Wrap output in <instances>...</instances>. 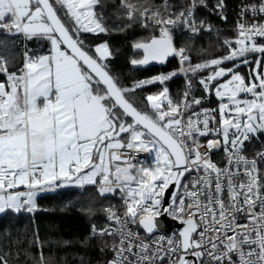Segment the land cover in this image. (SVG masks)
<instances>
[{
  "label": "snow or ice",
  "instance_id": "1",
  "mask_svg": "<svg viewBox=\"0 0 264 264\" xmlns=\"http://www.w3.org/2000/svg\"><path fill=\"white\" fill-rule=\"evenodd\" d=\"M99 4L0 0V28L51 44L49 54L26 52L17 71L10 72L9 62L0 58L6 77L0 82V214L34 213L40 210L39 194L62 186H95L101 196L119 193L125 208L122 215L115 207L105 209L115 226L92 228L94 235L112 238L114 257L108 264H163L165 259L168 264H264V173L259 167L264 152L251 159L243 154L245 142L264 134V43L259 42L264 0L242 6L238 37L224 41L229 49L224 56L181 68L185 74L209 72L199 84L205 92L214 89L220 102L218 109L200 111L195 109L202 98H189L190 80L179 102L166 86L140 102L147 111L128 99L138 89L164 85L176 73L119 85L107 70L108 44L90 50L81 39L82 33H107ZM198 5L206 6V0H191L186 11L165 17L122 0L129 19L138 13L142 26L151 21L160 33L133 45L142 58L131 64H163L171 56L181 64L189 61L185 49L174 46L170 28L184 24L193 33L204 28L195 19ZM223 7L218 0L216 8ZM60 11L74 22L71 28ZM241 64L250 68L247 82L239 74ZM209 136L204 144L201 138ZM221 148L224 167L210 157ZM162 216L181 222L178 237L145 240L129 227L138 225L155 237ZM0 264H8L3 256ZM39 264H46L42 251Z\"/></svg>",
  "mask_w": 264,
  "mask_h": 264
},
{
  "label": "trees",
  "instance_id": "2",
  "mask_svg": "<svg viewBox=\"0 0 264 264\" xmlns=\"http://www.w3.org/2000/svg\"><path fill=\"white\" fill-rule=\"evenodd\" d=\"M240 0H223V9L218 10V0H206V6H198L197 21H203L216 29V35L203 34L189 37L175 32L174 46L184 48L191 58V65L224 56L229 49L225 40H235L238 36L235 29L236 5ZM53 2V1H52ZM143 11L159 10L165 17H173L181 11H186L184 0H127ZM54 3V2H53ZM58 7V6H57ZM98 14H103V23L107 33H82L81 39L92 50L101 43H107L112 53L106 61L107 70L119 85L130 87L135 81L154 78L157 75L177 73L174 57L164 65H150L145 68H135L131 59L140 58L133 45L159 36L153 26L140 25L137 16L128 18L127 10L119 0H100L97 6ZM62 21L65 20L63 11L58 12ZM29 52L42 55L48 52L49 42L43 38H33L27 41ZM0 58L9 62V71H17L21 67V51L16 35L0 28ZM188 67V66H187ZM208 70L187 73L193 84V97L206 95L199 79L206 76ZM6 77L0 73V82ZM168 87L170 95L178 100L182 94V79L179 75L165 81L138 89L128 99L141 111H147L140 102L148 94H155ZM208 106H213L215 100L208 96ZM146 103V102H145ZM128 119V118H127ZM119 193L101 196L95 186L82 190L59 189L44 192L38 196V211L34 213H6L0 216V256L8 264H39L40 253L43 252L46 264H108L110 257L111 238L94 237L90 233L92 225L100 227L104 224L105 209L119 206ZM39 244L36 243V237ZM109 247L105 248L104 245ZM103 249V250H102Z\"/></svg>",
  "mask_w": 264,
  "mask_h": 264
},
{
  "label": "built area",
  "instance_id": "3",
  "mask_svg": "<svg viewBox=\"0 0 264 264\" xmlns=\"http://www.w3.org/2000/svg\"><path fill=\"white\" fill-rule=\"evenodd\" d=\"M119 1L122 4V0H119ZM184 1H185L186 5H187V8H188L191 5V0H184ZM258 2H259V0H240L237 3V5H236V12H235V20H234L237 36H238V22H239L240 17H241L242 6L247 5V4H252V3H258ZM198 6L195 9L194 15H195L196 22L199 25L200 22L197 21V13H198L197 10H198ZM187 8H186V10H187ZM136 16L139 18L140 25L142 26V20H143V18H141L138 13H137ZM249 17H250V14L246 13L245 14V19H249ZM249 22H250V19H249ZM147 23L150 26L155 27L157 29V31H158V34H160L159 33V28L156 27L155 25H153L151 23V21H147ZM209 27L211 28V30L210 31L209 30H206ZM170 30H171V35L173 37V42H174L175 32L185 34V35H187L189 37H197V36H200V35H203V34H211L213 36L216 35V29H215V27H212V26H210L208 24H204V28H201V30L199 32H197V33H193L192 31H190L188 29V27L185 26L184 24H177L176 26L171 27ZM15 35H16L17 43H18L19 48H20V51H21V67L20 68H22L23 67V64H24V60H25V53L27 52V54L29 56H33V55L29 52V49H28V44H27L28 38H26L23 34H15ZM259 42L264 43V38H261ZM177 49H179V48H177ZM185 55L189 56L186 51H185ZM173 57H174L175 62L177 64V72H178V75L182 79V94H181V97H182L183 96V93L186 90L187 82L190 79L187 77V74H185V73H183L181 71V68L182 67L183 68H186L191 63V58L189 56L190 60L187 61V62H184L183 64H181L179 57H176V56H173ZM192 91H193V84H192V90H191V94H190V97L189 98L193 97ZM181 97L178 100H175L174 98L173 99H174V101L179 102L180 99H181ZM196 98H202L201 105H199V106L196 107V109H195L196 111H200L201 109H217V108H214L213 106H208V99L209 98H208L207 95L199 96V97H196ZM211 138L212 137L209 136V137L201 138V139H202V142L204 144H206L207 143V140L208 139H211ZM259 152H264V134H260V135H258L256 137H254L253 139H251L250 141L245 142V149H244V153L243 154L246 155L249 159L256 157V154L259 153ZM139 155L143 159H148V157L145 156V154H139ZM210 157H211V160L214 163H217L218 166H220V167H224L225 166V164H226V159H225L226 154L223 151V148H221L219 150H212V152L210 153ZM144 166H148V165H144ZM259 167L261 169V172L264 173V163L259 164ZM59 189H66V188L60 187V188H56L55 190H59ZM76 189L82 190L83 188L77 187ZM119 197H120V195H119ZM112 207H115V209L117 210L118 214H121V215H122V213L125 210L121 198H120V201H119V206L117 207V206L114 205ZM177 221H179V220H177ZM110 224H112L113 226H115L113 222L107 220V216H106V212H105V214H104V224L102 226H100V227H97L96 226V228L97 229L104 228V227H106V226H108ZM129 227L132 228L133 231H139L140 235L145 240L159 239V236H165L166 238L167 237H173L174 234H175V237H178V235L174 231H172V232H170L168 234L163 233V232H158V235L157 236L152 237L151 235H147L143 231H141L139 229L138 225H129ZM92 228H93V225L90 228L91 235L94 236V237H101L99 235H94L93 234V231H92ZM103 237L110 238V237H108L106 235L103 236ZM113 257H114V253H113V251L110 250V257L108 259V262L110 260H112ZM163 264H168L167 259H165L163 261Z\"/></svg>",
  "mask_w": 264,
  "mask_h": 264
},
{
  "label": "rangeland",
  "instance_id": "4",
  "mask_svg": "<svg viewBox=\"0 0 264 264\" xmlns=\"http://www.w3.org/2000/svg\"><path fill=\"white\" fill-rule=\"evenodd\" d=\"M52 1L54 2V0H52ZM64 14H65V13H64ZM64 23H65V25H66L67 27L71 28V27L73 26V23H74V22L71 20V18H69V17H67V16L65 15ZM32 39H33V38H32ZM43 39H44V38H43ZM46 40H47V39H46ZM233 47H235V45H233ZM255 57H256V54H249V56H248L249 60H254ZM227 67H232V63H231V62L228 63V64H227ZM253 67H254V65H253ZM186 68H187V67H186ZM238 71H239V74H241L242 76H245V77H246V82H247V73L250 71L249 66H246V65L241 64L240 67H239V69H238ZM175 73H176V72H175ZM176 74L178 75V72H177ZM208 74H209V72H208ZM208 74H207V75H208ZM168 75H170V74H168ZM207 75H206V76H207ZM226 79H228V77L223 78L220 82L223 83V82H225ZM205 93H206L207 96H212V98L215 100V102L213 103V107L218 109V105H219V102H220V101H219L218 98L215 96V90L213 89V90H211L210 92H205ZM240 98H244V96H243V97H240ZM225 102H226V101H225Z\"/></svg>",
  "mask_w": 264,
  "mask_h": 264
},
{
  "label": "water",
  "instance_id": "5",
  "mask_svg": "<svg viewBox=\"0 0 264 264\" xmlns=\"http://www.w3.org/2000/svg\"><path fill=\"white\" fill-rule=\"evenodd\" d=\"M243 96H244V94H241V97H243ZM128 119L130 120V118H128ZM173 190H174V186L170 187L169 190H166L165 200H167V198L171 195V192ZM159 219H160V229L158 230V232H163V233L168 234V233L174 231L178 235L179 232L183 228V225L181 224L180 221L174 220V219H172L170 217L162 216ZM140 230L143 231L142 229H140ZM147 235H150V234H147Z\"/></svg>",
  "mask_w": 264,
  "mask_h": 264
},
{
  "label": "crops",
  "instance_id": "6",
  "mask_svg": "<svg viewBox=\"0 0 264 264\" xmlns=\"http://www.w3.org/2000/svg\"><path fill=\"white\" fill-rule=\"evenodd\" d=\"M49 42V41H48ZM50 49H51V44H50V42H49V50H48V52L47 53H45V54H49V52H50ZM92 50H94V47H93V49ZM42 55H44V54H42ZM173 56H171V57H169L168 59H170V58H172ZM140 58H142L141 57V55H140ZM167 59V60H168ZM166 60V61H167ZM166 61H165V63H166ZM165 63H163V64H160V63H158V62H152V63H150L149 65H147V66H133V67H135V68H145V67H148V66H150V65H164ZM62 187H64V188H68V189H76L78 186H75V185H67V186H62ZM86 187H88V186H86ZM20 190H23L22 188L20 189ZM55 190V189H54ZM42 194V193H41ZM40 195V194H39ZM6 213H12L11 211H8V212H6ZM6 213H4V214H6ZM4 214H0V216H2V215H4Z\"/></svg>",
  "mask_w": 264,
  "mask_h": 264
}]
</instances>
